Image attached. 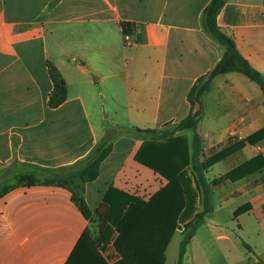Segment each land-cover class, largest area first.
I'll return each instance as SVG.
<instances>
[{"label":"crops","instance_id":"0c3cea01","mask_svg":"<svg viewBox=\"0 0 264 264\" xmlns=\"http://www.w3.org/2000/svg\"><path fill=\"white\" fill-rule=\"evenodd\" d=\"M211 1L0 0V176L26 167L69 168L107 141L110 152L97 177L84 186L87 206L109 205L113 189L147 202L167 180L138 154L144 146L184 144L185 160L163 162L184 194L164 246L165 264L174 234L183 238L185 224L201 210L189 165L197 135L211 210L180 264L193 263L191 243L206 264H264V167L236 177L242 164L257 156L264 160V137L228 152L246 137L264 133V92L258 85L241 73L218 75L201 99L195 130L177 131L166 140L132 133L158 131L189 115L191 88L224 53L204 28L203 12ZM121 23L133 26L130 36H124ZM216 24L264 76V0H227ZM49 63L66 86L65 101L56 108L48 106ZM101 110L108 112L107 127ZM186 131L192 134L187 137ZM136 188L149 196H135ZM107 233L93 235L62 186L17 185L0 196V264H115L121 255ZM91 248L96 256L83 261Z\"/></svg>","mask_w":264,"mask_h":264},{"label":"trees","instance_id":"16d2710c","mask_svg":"<svg viewBox=\"0 0 264 264\" xmlns=\"http://www.w3.org/2000/svg\"><path fill=\"white\" fill-rule=\"evenodd\" d=\"M226 2L227 0H212L204 9V28L224 48V53L215 68L206 76L198 79L191 88L188 94L191 111L185 119L175 125V131L195 130L197 128L202 115L201 99L208 91L211 80L218 75L231 72L241 73L258 85L261 91L264 92V76L255 71L240 56L233 40L223 34L216 24V17ZM120 25L124 36L127 37L133 33V26L131 24L121 23ZM48 72L53 84V91L49 97L48 106L50 108H56L65 101L66 86L57 69L50 63L48 64ZM136 131L141 133H155V130L142 131L136 129ZM173 134H161L159 139L166 140ZM262 137H264V133H255L248 136L233 145V147H230L228 152L235 148H241L245 143L252 145ZM193 141L194 155H198V152L201 155L199 137L194 135ZM110 149V145L104 146L103 143H100L95 148L89 156L90 162L83 170V173H88L87 179L85 178L83 181H91L97 177L100 163L107 157ZM168 152L173 154H167ZM184 153H186V146L184 144L164 147H160V145L157 147L155 145L144 146L141 153L138 154V160L164 177L167 180L166 185L154 193L147 202H143L119 190H110L108 199L105 197L109 205H102L95 209L94 213L96 214L101 208L104 209L103 225L100 228V233H106L108 228H112L118 234L114 245L120 253L121 259L115 264H162L164 246L174 230L178 214L184 207V194L181 185L175 173L166 168L163 162L174 158L185 160L186 155ZM189 165L194 184L199 194L201 210L183 228L178 264L181 263L186 245L194 236L196 229L203 223L204 217L211 210L209 202L210 190L200 170L202 162L199 164V162L191 158ZM262 167H264V160L257 156L237 168L236 177L240 178L252 174ZM43 172L47 175L43 178L41 184L58 185L68 189L72 194L73 202L83 216L87 218L90 211L84 198L66 184L71 180V176H60L58 174L59 170L44 169ZM25 178L28 180L27 185L37 184L31 180L32 176L27 175ZM6 191L3 190L0 196ZM94 243L91 242V245H94ZM95 254V249L91 248L90 251L84 254L83 261H92L96 256Z\"/></svg>","mask_w":264,"mask_h":264},{"label":"rangeland","instance_id":"374dc122","mask_svg":"<svg viewBox=\"0 0 264 264\" xmlns=\"http://www.w3.org/2000/svg\"><path fill=\"white\" fill-rule=\"evenodd\" d=\"M244 78H246V76ZM107 113H108L107 111L103 112V110H101L100 118H104V115ZM207 117L208 116L206 112L205 118L203 119L202 125H201L202 133L205 131L206 124L208 123ZM103 121H104V126L106 127L110 123L109 119L104 118ZM174 128H175V125H167L164 128L158 131H155V133H141L136 130H132V133L136 134L137 137L147 136L151 139L157 140L161 134L165 135V134H171V133L177 132L174 130ZM214 129H219V127H214ZM114 131H115L114 133H118L117 130H114ZM186 132H187L186 134L187 137L188 135L192 134L190 131H186ZM103 144L104 146L109 145L107 141H104ZM200 150H201V147H200ZM197 154L199 155V152ZM207 154H209V152H207ZM198 155L196 154L193 155L192 159H194V161L196 162H199L200 164L201 157L200 155L199 156ZM89 160H90V157H88L86 160L78 163L75 166L59 170V173H58L60 176H67V177L71 176L70 178L71 180L68 181L66 184L69 186V188H71L74 192H76L78 195L82 197L84 195L85 184L91 183L93 181V180L87 181V182L83 181L85 178L87 179L88 173H83L84 172L83 170L90 162ZM200 170L203 173L202 167H200ZM11 173H14V170H11L9 173L0 176V193L3 190H8L9 188L17 186V185H27L28 180L25 178L27 175L32 176L31 180L35 181V183H41L43 181V178L47 175L45 172L41 171L40 169L30 168V167H26L23 173H17L15 175ZM143 197H145V195ZM89 211H90L89 216L86 219L90 223V231H92L94 233L93 235L97 238L98 233H100V228L103 225L102 220H103L104 209L101 208L97 214L94 213L95 210H92L90 208H89ZM179 230L181 231V227H179ZM107 234H109L110 236L109 238L111 240H114V242L116 241L117 233L115 232L114 229L108 228ZM181 239H182L181 235L176 232L173 238L171 239L170 245L167 247L165 251V264H176ZM187 251L190 255L193 256L194 261L192 263L191 261L183 260L182 264H206L196 244L191 243L190 246L187 247Z\"/></svg>","mask_w":264,"mask_h":264},{"label":"built area","instance_id":"2783aa9c","mask_svg":"<svg viewBox=\"0 0 264 264\" xmlns=\"http://www.w3.org/2000/svg\"><path fill=\"white\" fill-rule=\"evenodd\" d=\"M138 189H139V188H136V189L134 190V195H135V196H142V197H143L144 195H145V197H146V196H149V195H146V194H144L143 192H141L140 189H139V190H138ZM137 190H138V192H137Z\"/></svg>","mask_w":264,"mask_h":264}]
</instances>
